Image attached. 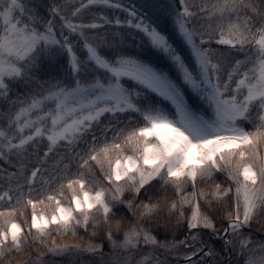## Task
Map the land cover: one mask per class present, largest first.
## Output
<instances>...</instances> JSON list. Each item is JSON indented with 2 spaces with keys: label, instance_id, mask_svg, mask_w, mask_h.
<instances>
[{
  "label": "snow or ice",
  "instance_id": "1",
  "mask_svg": "<svg viewBox=\"0 0 264 264\" xmlns=\"http://www.w3.org/2000/svg\"><path fill=\"white\" fill-rule=\"evenodd\" d=\"M0 264H264V0H0Z\"/></svg>",
  "mask_w": 264,
  "mask_h": 264
},
{
  "label": "trees",
  "instance_id": "2",
  "mask_svg": "<svg viewBox=\"0 0 264 264\" xmlns=\"http://www.w3.org/2000/svg\"><path fill=\"white\" fill-rule=\"evenodd\" d=\"M56 239H57V241L64 240L65 242H69V243L77 242V241H74V239L71 236H68V237H56Z\"/></svg>",
  "mask_w": 264,
  "mask_h": 264
}]
</instances>
